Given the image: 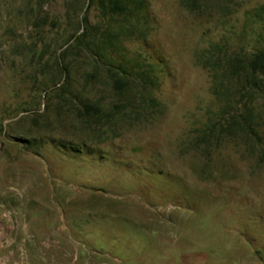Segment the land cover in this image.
<instances>
[{
    "label": "rangeland",
    "instance_id": "1",
    "mask_svg": "<svg viewBox=\"0 0 264 264\" xmlns=\"http://www.w3.org/2000/svg\"><path fill=\"white\" fill-rule=\"evenodd\" d=\"M183 2L147 0L146 36L122 38L128 57L153 64L160 83L156 102L138 110L140 99L114 90L90 53L58 62L84 27L89 41L104 33L98 2L0 0V226H22L27 258L264 264V91L227 108L196 61L223 39L236 51L262 47L264 24L247 11L264 0ZM65 62L70 84L45 91L66 81ZM80 92L108 111L100 121L78 114ZM248 113L246 131L239 122Z\"/></svg>",
    "mask_w": 264,
    "mask_h": 264
},
{
    "label": "trees",
    "instance_id": "2",
    "mask_svg": "<svg viewBox=\"0 0 264 264\" xmlns=\"http://www.w3.org/2000/svg\"><path fill=\"white\" fill-rule=\"evenodd\" d=\"M84 1H89L90 5L99 3L106 19V29L100 38L94 42L88 40L90 38L88 27H84V31L80 34L77 32L72 35L68 42L74 40L73 43L69 44L58 56V62L59 59L65 61L74 51H86L96 61H101L104 66L106 65V74L114 90L117 92L130 90L140 99L138 110L145 103H155L154 92L160 83L155 74L154 65L136 56L128 57V52L122 44L124 36L135 39L146 36V32L140 28V24L143 18L141 13L147 0ZM183 1L189 8L198 9L204 0ZM263 15V7L247 11L248 19L253 23L262 22L264 24ZM84 21L88 23V18L85 17ZM262 38L264 41L263 35ZM196 61L208 70L212 79L214 94L225 98L227 108L233 109L235 99L249 97L252 91H264L262 88L264 87V45L262 47L255 46L251 50L242 48L240 51H236L232 49L228 39H223L222 41L211 42L208 47L197 52ZM62 69L63 73L67 75L66 81L63 84L54 82L53 85H47L45 91L55 92L70 84L74 67L70 62H65ZM72 101L78 102V114L86 122L93 119L100 121L103 114L108 113L100 100H95L89 95L83 96L81 92L73 94ZM123 109L127 110L126 108ZM249 115L251 114L248 113L243 122H239L246 131L252 129ZM232 119L237 120V117L233 115ZM63 145L65 146V144ZM75 151L79 152L80 149L76 148Z\"/></svg>",
    "mask_w": 264,
    "mask_h": 264
},
{
    "label": "built area",
    "instance_id": "3",
    "mask_svg": "<svg viewBox=\"0 0 264 264\" xmlns=\"http://www.w3.org/2000/svg\"><path fill=\"white\" fill-rule=\"evenodd\" d=\"M5 214L9 217L15 215L16 212L11 209H5ZM22 226H0V251L5 250L7 254L0 258V264H8L11 258L17 257L18 264L26 262L27 249L18 239ZM30 240V239H29ZM27 239L24 237V243Z\"/></svg>",
    "mask_w": 264,
    "mask_h": 264
},
{
    "label": "crops",
    "instance_id": "4",
    "mask_svg": "<svg viewBox=\"0 0 264 264\" xmlns=\"http://www.w3.org/2000/svg\"><path fill=\"white\" fill-rule=\"evenodd\" d=\"M21 233H22V232L20 231V232H19V235H18L19 242H20L21 244H24V245L26 246V244L24 243V237H22V234H21ZM2 257H5V255L2 256ZM12 264H18V259H17V257H15V258L12 259ZM20 264H39V262L36 261L35 258H33V257H28V258L26 259V262H21Z\"/></svg>",
    "mask_w": 264,
    "mask_h": 264
}]
</instances>
